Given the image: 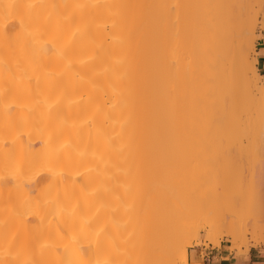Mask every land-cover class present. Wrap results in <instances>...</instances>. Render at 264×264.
<instances>
[{
	"label": "bare ground",
	"instance_id": "1",
	"mask_svg": "<svg viewBox=\"0 0 264 264\" xmlns=\"http://www.w3.org/2000/svg\"><path fill=\"white\" fill-rule=\"evenodd\" d=\"M257 11L264 0H0V264L186 262L199 231L182 208L205 207L203 243L245 244L244 211L264 235V160L244 204L223 165L187 175L164 151L180 132L242 143L230 93L257 88Z\"/></svg>",
	"mask_w": 264,
	"mask_h": 264
},
{
	"label": "rangeland",
	"instance_id": "2",
	"mask_svg": "<svg viewBox=\"0 0 264 264\" xmlns=\"http://www.w3.org/2000/svg\"><path fill=\"white\" fill-rule=\"evenodd\" d=\"M257 12H258V16H257L258 21L260 22L262 20L261 22L263 23L261 22L258 23L256 27L257 29L255 30L256 36H255V41H254V50L251 55V56H254L255 58H256V50L260 46V44L258 43L261 42V38H264L263 13L259 11ZM255 66H256V63H255ZM256 70L259 75L258 80H257L256 89H253V87H250L252 89L251 91V89H249L248 87L246 89L248 91L247 93L242 92V95L243 93L244 95L242 97L240 96V98H242L240 99V102H235L237 101V99H239L237 98L238 95L235 93L237 92L238 89L234 87L232 89L233 91L231 90V93H230V95L233 96L231 97L232 100L234 101V102L232 101L233 104L234 103L237 104L236 106L234 104L236 108L235 110H233V112L235 111L237 114H239L240 116L239 118H241L236 123L240 122L242 125H240L239 127L237 125L235 126V127H238L236 128L235 132L237 133L239 132L241 134L240 135L241 138H243L241 139L242 143H240V145H238V143H235L237 141L236 139H234V141L231 140L232 145L224 149H221L222 145L220 144L219 146L218 145L219 143L217 144V142H215L216 138H211L209 136H198V134L188 136L180 132L178 134L170 135L169 139L166 142V145H165L166 147L164 148V151H166L169 154H176V155L181 156L180 162L183 165H181L179 169H181L187 175L192 172L193 173L197 172V170L202 168L205 164L210 165V163L213 160H215V162L213 161V164H216L215 166L223 165V168L229 170L230 172L229 177L230 175H231L230 178L233 177L230 180L234 181V185H232L233 189L228 191L227 194L225 195L227 196L229 193L234 194V193H237L238 191H240V193L243 192V199L241 200L237 199V200L238 202L240 200V203H242L243 201L244 204L245 202L248 203L249 197L252 195V192H253V189H252V185L254 184L253 175L256 174L253 171V167H252L254 165L253 161L254 160L256 161L257 157L260 160H262V162L264 160V155L261 154L264 152L263 151L264 149L262 147L264 146V141H263L264 132L263 133L261 132V127L259 125L261 124V121L259 122V124L257 122L259 120H262L261 118L264 117V113H263V110H264V92L263 91L264 90L259 91L261 87H263L264 89V71H259L257 68ZM249 91L251 92L249 93ZM260 92H263V93H260ZM260 95L262 97H260ZM230 109L232 110L233 108L231 107ZM263 121H264V118L262 120V123ZM236 123H234V125ZM243 125L245 129H244V133L242 134L243 131H239V130L241 129ZM262 125L263 124H261V126ZM235 132H233V134ZM240 136L238 135L239 138ZM206 139H210V140H206ZM237 140L239 139L237 138ZM190 153L192 155L190 157H187L186 155ZM256 153L258 154L256 155ZM260 154L263 156V158H260L258 156ZM263 167H264V162H263ZM178 173L181 174L180 172ZM238 196H240V194ZM226 201H227V198H224L223 201L219 203L217 208H223ZM238 205H239V209L240 207L242 208L241 204H238ZM204 208H197L195 210L182 208L180 210L174 211L176 213L174 214V216H176L177 219L179 218L178 220H180L181 223L188 224V223H191V221H195L196 226L199 231L198 240L193 242L192 245L187 247L188 261L182 262L181 260L178 261L177 259V264H203V259L206 257L205 253L215 248H219L222 245L224 246L225 249L234 253L236 256H241V255L246 254L248 249L251 246H259V245L264 246V239L260 238V236H264V235L262 234L261 231H257L255 229L257 225L255 224L256 222L253 221L255 219L252 218L251 216L252 214L251 215L248 214L249 211L248 212L244 211L243 214L241 213L243 211V208L242 210L240 209L241 212L240 211L239 212L242 214V217H243L242 222L247 224V227L246 225L244 226L246 227V231H244L245 233L242 231L243 235H245V241H244L245 244L242 243L240 245L239 243L238 244L236 243L237 246H234L235 244L232 245L229 241H226V237L219 238L220 236L219 234H217V237L216 236L215 237L217 240H220V243L217 244L216 242H214L215 244H213V242L208 243V241L203 243V240L206 237L205 232H203V230L205 229V225L202 221ZM245 210H246V206H245ZM172 211L171 213H169L170 215H173ZM237 214H238V211H237ZM260 220L261 219H259V221ZM225 227L226 225L224 226V228ZM226 229L227 228H225L223 231H225ZM243 230L245 229L243 228ZM183 239H181V241H183ZM186 239L188 240V238ZM191 240L192 239L190 238V240L188 241H191ZM199 240L200 241L202 240V243ZM257 241H259V243H256Z\"/></svg>",
	"mask_w": 264,
	"mask_h": 264
},
{
	"label": "crops",
	"instance_id": "3",
	"mask_svg": "<svg viewBox=\"0 0 264 264\" xmlns=\"http://www.w3.org/2000/svg\"><path fill=\"white\" fill-rule=\"evenodd\" d=\"M258 44L260 46L256 50V68L259 71H264V38H261V42ZM260 238L264 239V236H260ZM205 254L203 264H264V246L262 245L251 246L247 253L241 256H236L225 249L223 245Z\"/></svg>",
	"mask_w": 264,
	"mask_h": 264
}]
</instances>
